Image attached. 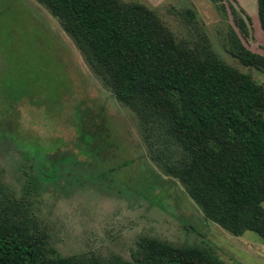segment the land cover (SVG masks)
<instances>
[{
    "label": "rangeland",
    "instance_id": "1",
    "mask_svg": "<svg viewBox=\"0 0 264 264\" xmlns=\"http://www.w3.org/2000/svg\"><path fill=\"white\" fill-rule=\"evenodd\" d=\"M155 11L179 38L196 35L193 9L215 53L264 85L228 51L234 27L212 0H121ZM250 16L243 43L264 55L258 0H224ZM199 27V26H198ZM150 148L142 117L121 102L61 21L37 0H0V211L43 232L63 257L130 260L142 239L213 245L225 264H264L254 232L234 236L206 217ZM264 207V204H263Z\"/></svg>",
    "mask_w": 264,
    "mask_h": 264
},
{
    "label": "trees",
    "instance_id": "2",
    "mask_svg": "<svg viewBox=\"0 0 264 264\" xmlns=\"http://www.w3.org/2000/svg\"><path fill=\"white\" fill-rule=\"evenodd\" d=\"M37 1L61 21L118 99L142 117L150 148L206 217L234 236L254 232L264 242V85L215 53L198 12H178L196 31L187 40L139 2ZM212 1L232 17L231 56L264 73V55L241 38L249 36L250 16ZM258 15L264 31V0H258ZM1 214L0 264H225L208 242L174 245L155 238L140 240L130 260L63 257L43 232Z\"/></svg>",
    "mask_w": 264,
    "mask_h": 264
}]
</instances>
